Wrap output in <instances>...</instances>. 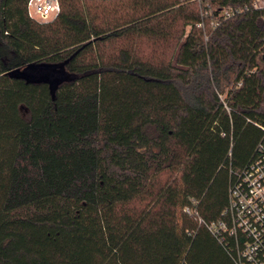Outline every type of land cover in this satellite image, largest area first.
Instances as JSON below:
<instances>
[{"label": "trees", "instance_id": "1", "mask_svg": "<svg viewBox=\"0 0 264 264\" xmlns=\"http://www.w3.org/2000/svg\"><path fill=\"white\" fill-rule=\"evenodd\" d=\"M27 3L0 0V264H237L211 226L264 144V8ZM41 63L68 76L10 74Z\"/></svg>", "mask_w": 264, "mask_h": 264}, {"label": "built area", "instance_id": "2", "mask_svg": "<svg viewBox=\"0 0 264 264\" xmlns=\"http://www.w3.org/2000/svg\"><path fill=\"white\" fill-rule=\"evenodd\" d=\"M203 3L202 15L216 14L221 18H230L242 14L250 7L264 8V0H253L249 4L221 7L206 3L207 0H194ZM61 11L60 0H28V15L39 21L48 22L55 19ZM212 24H219V19ZM204 26V22L200 23ZM260 155L240 175L230 189V205L228 211L231 223H222L220 227L211 229L220 237L228 235L239 238L237 264H264V144H260Z\"/></svg>", "mask_w": 264, "mask_h": 264}, {"label": "water", "instance_id": "3", "mask_svg": "<svg viewBox=\"0 0 264 264\" xmlns=\"http://www.w3.org/2000/svg\"><path fill=\"white\" fill-rule=\"evenodd\" d=\"M62 66V64H29L24 68H15L10 71V74L23 77L28 81H48L51 83L53 89L63 80H65V74H58L52 76L50 71ZM60 73V72H59Z\"/></svg>", "mask_w": 264, "mask_h": 264}, {"label": "rangeland", "instance_id": "4", "mask_svg": "<svg viewBox=\"0 0 264 264\" xmlns=\"http://www.w3.org/2000/svg\"><path fill=\"white\" fill-rule=\"evenodd\" d=\"M60 72V73H59ZM51 75L52 76H56L58 74H65V78L68 76L66 73H65V70L63 69V67H57L56 69H53L50 71Z\"/></svg>", "mask_w": 264, "mask_h": 264}]
</instances>
